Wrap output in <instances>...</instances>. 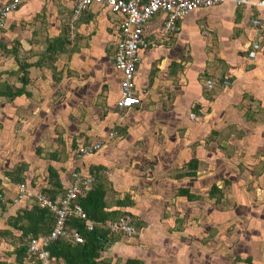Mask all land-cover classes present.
<instances>
[{"label": "crops", "instance_id": "crops-1", "mask_svg": "<svg viewBox=\"0 0 264 264\" xmlns=\"http://www.w3.org/2000/svg\"><path fill=\"white\" fill-rule=\"evenodd\" d=\"M72 5V0H23L0 29V42L18 51L17 59L1 55L0 87L24 88V73L17 69L24 62L35 65L28 69L24 95H0V232L9 238L21 234L12 224L22 211L38 206L29 197L18 200L19 185L59 197L75 171L92 176L91 169L102 165L110 189L107 211L130 213L141 223L136 237L109 235L105 262L216 264L215 256L220 260L226 254L221 233L213 254L205 235L212 227L223 230L225 181L231 188L246 179L250 183L264 157V7L227 0L195 8L169 31L166 15H156L145 27L151 44L140 50L136 92L141 103L119 108L115 49L121 14L91 5L77 24L78 38L69 45L73 51L54 63L57 77L53 65L36 56L63 35ZM255 18L260 25H254ZM256 42L260 48L250 57ZM252 100L255 106L247 107ZM98 141L100 151L79 155V146ZM193 159L196 175L180 176ZM19 167L23 181L16 184L8 173ZM235 169L237 181L226 179ZM51 170L58 178H51ZM185 189L195 197L183 196ZM237 257L244 260L238 264L248 258L257 264L254 255Z\"/></svg>", "mask_w": 264, "mask_h": 264}, {"label": "built area", "instance_id": "built-area-1", "mask_svg": "<svg viewBox=\"0 0 264 264\" xmlns=\"http://www.w3.org/2000/svg\"><path fill=\"white\" fill-rule=\"evenodd\" d=\"M23 0H10L0 3V29L7 24L9 15L15 11ZM227 0H72L71 29L72 37L77 31V24L83 13L93 4L107 7L111 12L121 14L123 19L119 24L121 39L115 49V65L121 72L120 97L117 105L119 108H130L141 103V98L136 92V76L140 62V50L147 49L151 42L145 39V27L156 15L165 14V30H175L177 23L188 16L195 8H210ZM236 5H258L264 7V0H233ZM254 25H260V19L253 20ZM260 43L252 44L248 51L250 57H255ZM211 79L207 80L208 88L214 87ZM194 116V114H192ZM100 141L79 146L80 156L92 155L101 150ZM73 182L65 192L52 198L44 192L33 193L24 184L18 186V200L30 198L42 209H49L54 215V223L49 234L39 237H30L27 243L29 257L33 264H57L58 258L52 256L50 247L60 238L74 236L75 241L84 243L85 236L76 226L69 227L72 218L79 219L87 231H93L98 224L92 220L80 198L89 192L94 184V176H83L75 171ZM110 233L135 236L137 229L134 217L130 213H122L114 221L107 222Z\"/></svg>", "mask_w": 264, "mask_h": 264}, {"label": "trees", "instance_id": "trees-1", "mask_svg": "<svg viewBox=\"0 0 264 264\" xmlns=\"http://www.w3.org/2000/svg\"><path fill=\"white\" fill-rule=\"evenodd\" d=\"M67 21L69 22V18H67ZM67 21L64 25L66 29L68 28V24H66ZM68 35L56 37L49 42L46 50L47 56L44 55V60H54L56 58L55 56H57L59 53L73 51V48L69 47V45L72 44V41L68 37ZM0 46L1 49H4L7 54H14L16 56V59L18 58V51L15 48L8 49L7 46H5L1 42ZM33 66L35 65L26 62L20 64V72L24 73V76L20 78V81L22 82L24 88L25 86H27L28 82V78H26L28 69ZM24 88L14 91L11 86L3 84L0 87V95H3L10 99H14L25 94ZM188 165L189 167H191V169L180 174V176L196 175L198 160L193 159L189 162ZM106 169L107 168L102 165L94 166L91 169V173L95 178L93 187L89 192L85 194V196L80 198V202L84 205L89 217L96 223H98L95 226L94 230L87 231L84 227V224L79 219L72 218L69 223V227L76 226L79 231L85 236L86 241L84 243H78L75 241L74 236L69 235L68 237L58 239L50 247L52 256H56L58 258V261H62L64 264H108L102 258V251L111 240V237H109V235H114V233H110V231L108 230L107 222L116 220L119 215H121V213L119 211H107L106 198L110 189L108 187L109 184L106 177L107 175L105 173ZM8 175L10 176V179L13 183H22L23 167H19L13 173H8ZM50 176L52 179L58 178V174L53 170L50 171ZM214 190H217V188L214 187ZM45 193L54 199L57 197L52 193ZM180 193L183 196L187 195L189 198L195 197L186 189L184 191H180ZM120 203H124V200H120ZM20 214L18 215L17 219L15 220L16 222L12 225V227L22 232L21 237H27L26 241L23 242V247L17 253V260L22 262V260L25 258L32 259L31 257H29L27 252L28 239L30 237H39L42 234H49L53 227L54 215L49 211V209H42L39 206H35L29 211H22V213ZM134 224L136 227L135 218ZM3 234L9 233L5 232ZM19 240L22 241L21 238H19ZM242 261H244L242 260V258H236L237 263ZM245 262L248 264H253L251 258L246 259ZM127 264H143V262L130 259L128 260Z\"/></svg>", "mask_w": 264, "mask_h": 264}, {"label": "rangeland", "instance_id": "rangeland-1", "mask_svg": "<svg viewBox=\"0 0 264 264\" xmlns=\"http://www.w3.org/2000/svg\"><path fill=\"white\" fill-rule=\"evenodd\" d=\"M71 18L69 19V22L67 21L66 24H68V28L64 27L65 22L63 23V35H69L68 37L71 39L72 43H74L77 39V31L75 32V36L72 37V34L70 32L71 29ZM78 38V37H77ZM0 57L1 55L4 57H7V59L12 55L7 54L4 49H1L0 46ZM47 50V49H46ZM46 50L36 52L37 57H44V55L47 56ZM4 53V54H1ZM35 54V53H33ZM62 53H59L54 60L47 59L46 66L53 65L54 74L57 77L58 74V65H54V63L58 62ZM22 58H26V54H21ZM31 56V54H29ZM71 55L64 56L63 59L68 60ZM11 59V58H9ZM45 63V62H44ZM13 67V66H12ZM18 72L20 70L17 69ZM14 74V73H12ZM101 99H100V107H101ZM248 106H255L254 101L247 102L245 104ZM262 115L258 114L257 118H261ZM20 127V125H19ZM231 153V152H229ZM233 153V152H232ZM244 164V162H242ZM257 169L255 170L257 177H253L254 179L250 180V183L248 180H245L244 185L239 181V185H242L240 187H234L231 188L232 182L229 183L225 181V184L227 186V217L225 223H223V230H218L216 227L211 228L209 234L205 235V241L206 239H209L211 249L208 252H213L217 250L215 248L217 244V238L219 234L221 233V243H224V245L221 244V247L224 248L226 254L220 255V260H218V256H215L216 264H236V259L234 260L235 256L241 255V256H249L254 255L257 257V264H264V176L261 179L260 173L264 171V157L259 160V162H256ZM259 175V176H258ZM239 176V170L235 169L228 172L226 179H232L233 182L237 181V178ZM247 178V177H245ZM249 183V184H248ZM210 199V197L208 198ZM225 198L221 199L223 203H225ZM218 205L216 201H211V205ZM260 208V213L257 211V207ZM21 215V214H20ZM12 223V222H11ZM13 225V224H12ZM141 226V223L136 220V228L139 232V228ZM6 232V231H5ZM0 232V264H32L30 263V260L25 258L22 260V262L17 260V253L20 251V249L23 247V242L26 241L27 237H21L22 233L18 236H14L9 238L5 236L3 233ZM114 236V235H113ZM137 235L133 236L136 237ZM114 237H124L122 234L115 235ZM126 237V236H125ZM132 237V236H127ZM3 238V240H1ZM19 238L22 239L19 240ZM242 244V249L238 248L239 243ZM206 243V242H205ZM251 248V249H250ZM223 251V250H222ZM3 256V257H2ZM236 262V263H235ZM57 264H64L62 261H58ZM238 264V263H237ZM246 264V263H241Z\"/></svg>", "mask_w": 264, "mask_h": 264}, {"label": "clouds", "instance_id": "clouds-1", "mask_svg": "<svg viewBox=\"0 0 264 264\" xmlns=\"http://www.w3.org/2000/svg\"><path fill=\"white\" fill-rule=\"evenodd\" d=\"M28 252V251H27ZM29 259V258H28ZM30 260V263H32V259H29ZM33 264V263H32Z\"/></svg>", "mask_w": 264, "mask_h": 264}, {"label": "water", "instance_id": "water-1", "mask_svg": "<svg viewBox=\"0 0 264 264\" xmlns=\"http://www.w3.org/2000/svg\"><path fill=\"white\" fill-rule=\"evenodd\" d=\"M0 197H2L1 193H0Z\"/></svg>", "mask_w": 264, "mask_h": 264}]
</instances>
